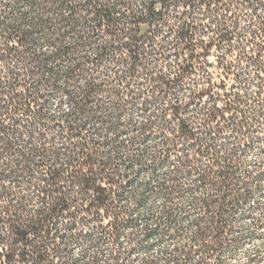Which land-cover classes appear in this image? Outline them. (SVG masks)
<instances>
[{
    "label": "trees",
    "instance_id": "obj_1",
    "mask_svg": "<svg viewBox=\"0 0 264 264\" xmlns=\"http://www.w3.org/2000/svg\"><path fill=\"white\" fill-rule=\"evenodd\" d=\"M263 174L264 0H0V264H210Z\"/></svg>",
    "mask_w": 264,
    "mask_h": 264
},
{
    "label": "rangeland",
    "instance_id": "obj_2",
    "mask_svg": "<svg viewBox=\"0 0 264 264\" xmlns=\"http://www.w3.org/2000/svg\"><path fill=\"white\" fill-rule=\"evenodd\" d=\"M260 152L258 147H253L243 154V169L249 170L253 167L254 163L259 159ZM195 196H200L201 191L198 190ZM190 198L185 197L182 200V205L184 209L188 211V216L182 218V221L178 223L183 227H192V222L189 218L200 214L198 209H192L190 207ZM159 200H154L153 204L156 206ZM146 208L141 209L142 212ZM252 216L259 219L264 217V174L259 179V189L255 190L250 200L241 206L234 215L233 221V238L235 242H230L229 245L220 253L219 258L214 260V258H209L210 264H264V220L262 221H252ZM140 222V221H138ZM153 224L154 221H149ZM134 233L139 238L142 237L141 225L136 228L128 227L125 230L124 235H131ZM123 241L125 246L127 244L126 237L120 239ZM185 240V235L173 240L163 237L158 242H151L149 239L148 246H138L133 253L130 255V259L134 261V264H143V262H148L150 259L161 260L163 257V249H173V246L179 245ZM143 241V240H142ZM146 243L145 241H143ZM80 247L75 248L74 257H78Z\"/></svg>",
    "mask_w": 264,
    "mask_h": 264
}]
</instances>
